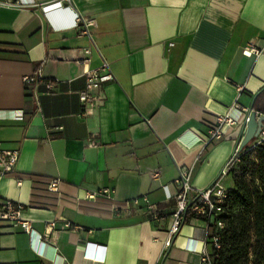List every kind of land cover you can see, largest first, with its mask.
<instances>
[{
  "label": "crops",
  "instance_id": "1",
  "mask_svg": "<svg viewBox=\"0 0 264 264\" xmlns=\"http://www.w3.org/2000/svg\"><path fill=\"white\" fill-rule=\"evenodd\" d=\"M18 1L0 0V151H19L0 205H24L32 233L0 221V264H200L205 220L165 246L176 180L190 166L193 192L209 187L264 98V0ZM76 14L95 22L89 37ZM85 49L88 68L105 60L114 80L83 116ZM37 72L41 83L23 81ZM223 110L236 124L206 147ZM49 179L57 194L38 184Z\"/></svg>",
  "mask_w": 264,
  "mask_h": 264
},
{
  "label": "built area",
  "instance_id": "2",
  "mask_svg": "<svg viewBox=\"0 0 264 264\" xmlns=\"http://www.w3.org/2000/svg\"><path fill=\"white\" fill-rule=\"evenodd\" d=\"M70 0H59L58 2L45 7L48 9L51 6L60 5L63 2L69 3ZM27 3V2H26ZM25 2L19 0L15 5H23ZM95 22L93 20H86L75 15L73 27L80 28V33L87 35L89 37V28L94 26ZM245 54L248 56L260 53L259 50L250 46L245 49ZM90 50L85 49L82 51V57L77 61V64L83 68V76L85 79L84 88L78 94V100L82 107V114L86 116L91 113L96 101L98 100V94L100 88L111 81L114 77L109 69V65L105 60L96 69H89ZM23 81L26 84H38L42 82V76L40 72L34 73L31 76L25 77ZM46 89L49 93H54L57 91V87L49 83L46 85ZM22 116L19 115L17 119H21ZM248 119V118H247ZM246 119V121H247ZM236 122L230 117L227 110H223L216 115V125L214 128L208 131V143L212 141L219 140L223 137L225 128L227 126H235ZM238 133H234L233 139H237L240 143L242 138L241 134L238 137ZM264 143V131L261 132L260 136L257 138L255 145ZM94 142L91 143L93 145ZM237 151V150H236ZM19 151H0V176L6 177L13 172V168L18 160ZM238 160L237 157L229 165H225L220 175L215 179V181L206 189L193 192L191 186V176L192 168L190 166L180 168L178 179L176 180V185L178 187V192L175 196L176 209L170 218V224L168 227V237L165 241V246L170 247L173 245L174 239L178 236L180 228L185 223L187 215H191L194 219H202L206 221L207 229L209 235L207 241L205 242V247L200 253V264H213V257L211 256L212 250L219 249V235L218 231L223 228V223L219 219L222 213V204L227 198V190L224 189L221 182L224 177L228 175L230 167ZM44 190L50 193H58L59 181L55 179H49L44 182L38 183ZM107 190L100 192L99 194H106ZM89 199H93L96 194L87 195ZM70 198L58 195V202H69ZM138 199H134L132 204L138 206ZM25 206L20 203H12L10 201H4L0 205V221H5L11 223L12 227H20L22 231L27 234L32 233V227L30 221L23 217V211ZM146 209L150 214L152 220L159 219V210L154 208L150 204H146ZM68 227V225H67ZM54 228V223H50L47 226V231L44 235L45 238H49L50 243H52L51 233Z\"/></svg>",
  "mask_w": 264,
  "mask_h": 264
},
{
  "label": "trees",
  "instance_id": "3",
  "mask_svg": "<svg viewBox=\"0 0 264 264\" xmlns=\"http://www.w3.org/2000/svg\"><path fill=\"white\" fill-rule=\"evenodd\" d=\"M253 110L264 114V98L255 100ZM256 141L227 162L238 158L227 175L233 187L222 204L223 228L218 231L220 247L211 252L213 264H264V143ZM191 218L187 215L185 223Z\"/></svg>",
  "mask_w": 264,
  "mask_h": 264
},
{
  "label": "water",
  "instance_id": "4",
  "mask_svg": "<svg viewBox=\"0 0 264 264\" xmlns=\"http://www.w3.org/2000/svg\"><path fill=\"white\" fill-rule=\"evenodd\" d=\"M264 131V116H257L256 111H251L246 122L245 132L237 147V152H241L253 140H256Z\"/></svg>",
  "mask_w": 264,
  "mask_h": 264
},
{
  "label": "rangeland",
  "instance_id": "5",
  "mask_svg": "<svg viewBox=\"0 0 264 264\" xmlns=\"http://www.w3.org/2000/svg\"><path fill=\"white\" fill-rule=\"evenodd\" d=\"M231 181H232V180H231V177H230V176L224 178L223 181H222V185H223V187L226 188L227 186H229L230 183H231Z\"/></svg>",
  "mask_w": 264,
  "mask_h": 264
}]
</instances>
